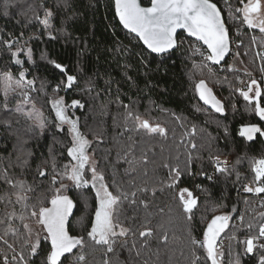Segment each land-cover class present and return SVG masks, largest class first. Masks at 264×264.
<instances>
[{"label": "snow or ice", "instance_id": "obj_1", "mask_svg": "<svg viewBox=\"0 0 264 264\" xmlns=\"http://www.w3.org/2000/svg\"><path fill=\"white\" fill-rule=\"evenodd\" d=\"M239 4L241 6L234 7L231 0H224L221 7L218 6L219 0H149L148 5L145 6L142 0H114L115 14L123 29H126L127 34L134 40L142 42L143 48L141 52L136 53L122 42H116L111 52L113 59L119 57L127 60L135 55L139 58L141 66L147 67L144 49L148 54L165 56L180 49L187 39L194 38L195 42L190 43L188 47L193 56L198 55L202 58V63L194 64V67L203 72V69L208 67L205 62L221 65L225 57L232 52L229 20L233 21L234 25L237 23L245 25L250 30L258 29L264 34V0H239ZM5 6L7 8L8 0H5ZM40 7L44 9L43 18L30 6L32 11L30 19L38 21L47 32L48 38L55 40L56 36L51 31L55 13L43 3ZM71 8L72 0H58V11L69 12ZM3 15L8 16V11L5 10ZM72 19L73 16L68 15L64 23ZM59 31H63L66 36L70 35L66 29ZM181 32L185 34L184 38H181ZM23 35L22 32L19 36H13L12 33L0 34V46H2L0 56L7 53L11 64L20 66V70L15 74L10 70L0 71V80L3 83V88L0 89L3 93L0 111L6 114V118L0 120V124L11 128L14 122L20 124L23 121L27 125V131L43 136L49 128L50 121L42 110L36 108L32 93L44 91L46 82L41 81L37 89L36 78H28L29 70L23 65L25 63L35 65L36 61L32 48L26 47L27 41L21 45ZM252 40L255 42L256 37L253 36ZM242 44L243 41H240L236 47L239 48ZM233 55L239 57L241 53L236 51ZM25 56L26 59L22 58ZM41 59H48V57L42 54ZM97 59L99 60V57ZM48 62L61 73H67V68L61 63L55 60ZM123 67L127 69L130 65L125 63ZM226 70L234 73L239 71L234 65H228ZM260 71L264 72V65L261 66ZM208 73L216 76V71L212 67H208ZM79 74L81 80H78L77 75L66 74L65 80L53 89L57 95L50 101L51 109L54 111V127L69 137V145L65 146V152L57 154L53 147H49L48 159L36 166L31 182L26 178L31 171L33 159L31 151L19 149L15 160L9 158V164L0 168V185H2L0 203L3 204V209L0 210V264H87L85 249L89 247L88 242H91L93 250L97 246L103 248L105 255H116L119 248L127 250L129 254L134 253L135 257L139 258L144 250L150 249L153 239H159L161 244H167L169 240L166 232H162L157 237L156 230L150 226L140 228L126 226L128 219L133 222L136 220L135 216L128 217L126 210L135 211L137 208H143L147 212L151 204L149 196L154 198L158 191L163 192L165 188L174 189L183 175H193L190 171L191 164L194 159H199L198 156L193 155V150L197 148V144L192 139L197 133L196 125L192 124L185 129L184 117L172 114L179 127L185 131L177 138L175 130H172V139L177 151L174 159L177 163L165 162L162 165L167 169L168 182H161L159 188L149 186L146 182L138 184L134 174L139 166H143L142 175L144 177L149 175L147 165L152 161L149 160L148 154L153 149L141 147L140 155L137 157L138 141L131 134L143 133L145 137H163L167 140L169 129L160 123L153 124L143 119L132 105L119 102V95H117V101L124 109L122 122L119 125L124 131L120 135L129 133L130 141L124 149V159L130 165L129 169H125V175H132V178L126 182V186L125 182H118L117 172L113 167L111 183H109L106 181L104 171L99 167V162L94 159V153L89 151L92 141L81 130V118L71 112L72 109H83L85 105L78 99L67 104L64 98L58 95L61 89H73L74 85L78 87L81 81L84 84L83 91L91 93L96 89L98 73L87 76L81 68ZM124 75L128 80L132 79L127 72ZM145 75L148 73L146 72ZM247 75L251 76V73ZM227 81V76L223 78V81L217 80V82ZM108 83L110 81H106V84ZM239 83L243 85L244 80L239 79ZM195 91L204 105L209 106L215 113L227 115L225 103L217 98L206 80L200 79L195 84ZM234 91L238 92L248 105H252L245 110L254 112L259 120L264 122V106L260 103L262 92L257 80L251 79L246 85V90L241 87ZM14 98L16 99L13 103ZM232 107L235 110V105ZM196 110L206 111L200 107ZM113 119L115 122L116 118ZM227 131L225 127V133ZM239 135L249 142H257L259 137H264V127L256 123L244 124L240 128ZM53 139L54 142H58L55 141V137ZM97 141L102 142L99 138ZM181 148L184 149L183 153L180 152ZM58 155L67 162L58 159ZM117 155L119 157V153ZM181 155L185 157L183 167L179 163ZM244 159V157H237L235 163L230 165L228 161H221L219 156H215L213 157L215 172L225 178L234 177L239 183L242 177L237 170V165H240ZM249 165L253 174L251 183H243L241 186L245 193L259 197L264 194V156L258 159L250 158ZM15 169L20 170L18 174ZM199 175L205 176L210 181L214 180V176L204 171H201ZM197 187L200 186L197 185ZM89 188L94 190L95 208L90 230L86 231V240L84 235H73L71 232L70 218L73 217V209L77 205L68 192L72 189L80 190L78 195L84 200L86 206L87 196L83 190ZM201 190L207 191L203 188ZM176 198L180 202L186 222L185 227L188 230L189 264H208L209 261L210 264H220L223 256L222 241L224 239L237 241L236 231L241 228H246L248 231L243 241V255H255L259 250L261 254L257 264H264V211L257 213L247 223H245V216L239 214L238 223L232 226L234 230L226 237L223 234L229 229L233 216L231 214L215 215L210 222L206 223L202 232L203 238L197 239L192 235L195 230L192 221L195 215L194 210L198 207V197L194 196L188 188H182L176 194ZM244 203L247 205L248 201L245 200ZM220 207L223 206L220 205ZM260 207L264 208V199L260 201ZM212 210L215 211L216 207ZM160 211L162 213L163 209ZM236 212V207H233L232 213ZM148 215L151 216V213ZM147 223L149 222L146 220L145 224ZM33 224L39 225V229H35ZM157 228L164 229L165 222L158 220ZM200 250H203V259ZM153 255L159 260V248L153 252ZM181 255L184 253L182 252ZM241 256V253H236L232 264H242ZM104 264H111V260L106 259ZM144 264H148V260H145Z\"/></svg>", "mask_w": 264, "mask_h": 264}, {"label": "trees", "instance_id": "obj_2", "mask_svg": "<svg viewBox=\"0 0 264 264\" xmlns=\"http://www.w3.org/2000/svg\"><path fill=\"white\" fill-rule=\"evenodd\" d=\"M142 2L144 5H148L147 0H142ZM231 2L234 7L241 6L239 0H231ZM42 3L55 13L51 29L56 36L55 40L48 38L47 32L38 21L30 19L32 17L30 6L43 18L44 9L40 7ZM57 3L58 0H8L6 8L5 0H0V34L12 33L13 36H19L21 32L24 34L21 45L27 41L26 47L32 48L36 64L25 63L23 67L29 70V79L36 78L37 89H39L41 81L46 82L45 90L33 92L32 96L36 108L42 110L50 121L49 128L43 136L27 131V125L23 121L20 124L14 122L11 128L0 124V168L9 164V158L15 160L19 149L31 151L33 153L31 171L26 177L31 182L36 166L48 159L49 147H53L57 154L65 152V146L69 145V137L54 127V111L51 109L50 101L57 95L53 89L65 80L66 74L77 75L78 80H81L79 74L81 68L87 76L98 73L96 89L91 93L83 91L84 84L81 81L78 87L74 85L73 89H61L58 95L62 96L67 104L78 99L85 105L83 109H72L71 112L81 118V130L92 141L89 151L94 153L99 167L104 171L107 182L111 183L113 167L116 169L118 182L123 181L126 186V182L132 178V175H125V169H129L130 165L124 159V149L130 141L128 140L129 133L125 132L123 136L120 135L124 131L119 126L122 122L124 109L119 105L117 95H119V102L124 105H132L143 119H147L153 124L160 123L169 129L167 140L163 137H145L143 133L131 134L138 141L137 157L140 155L141 147L153 149L148 154L149 160L152 161L147 165L149 175L147 177L142 175L143 166H139L134 174L138 184L146 182L149 186L159 188L161 182L167 183V169L162 165L165 162L177 163L174 159L177 151L172 139V130H175L176 136L179 138L192 124L197 127V133L192 139L197 144L193 155L198 156L199 159H194L191 164L190 171L193 175H183L174 189L165 188L163 192L158 191L154 198L149 196L151 204L147 212L143 208H137L135 211L126 210L128 217H136L134 222L128 219L126 226L153 227L157 237L162 232H166L169 236L167 244H161L159 239H153L150 249L144 250L141 257L137 258L134 253L129 254L127 250L119 248L116 255H105L103 248L97 246L93 250L91 242H88L89 247L85 249L87 264H104L106 259H110L111 264H144L145 260H148V264H189L187 259L188 230L185 227L186 222L180 202L176 198V194L182 188H188L198 197L199 203L194 210L195 215L192 221L195 225L192 235L197 239L203 238L202 232L206 223L210 222L215 215L231 214L233 216L229 229L223 234L226 237L234 230L232 226L238 223L239 214L245 216V223H247L257 213L264 211V208L255 207V196L248 197L241 186L243 183H251L253 174L249 159L252 157L258 159L264 156V137H259L257 142H249L239 135L240 128L244 124L256 123L264 127V122H261L254 112L245 110L251 108L252 105H248L243 97L234 91L241 86L239 79L244 82L255 79L260 85L262 92L260 103L261 106H264V72L260 71L261 66L264 65V59H262L264 57V43H262L264 34L260 33L258 29L250 30L245 25L238 23L234 25L233 21L229 20V33L232 42L243 41L239 48H235V52L239 51L241 55L236 57L232 53V56L220 66L210 63L216 71V76L209 75L208 67H205L203 72L194 67V62L195 65L201 63L199 56H193L188 47L190 43L195 42L192 39H187L180 49L165 56L148 54L144 49L147 67H143L135 55L127 60L119 57L113 59L111 52L116 42H122L136 53L141 52L143 48L142 43L128 35L119 23L115 14L114 0H72V8L69 12L58 11ZM223 4L224 0H219L218 6L223 7ZM5 10L8 11V16L3 15ZM25 13L26 15H24ZM68 15H72L73 19L64 23ZM61 29H66L70 35L66 36L63 31H59ZM184 35L180 33L181 38H184ZM235 36L236 38H234ZM253 36L256 37L255 42L252 40ZM0 50H2V46H0ZM42 54L46 55L48 59H41ZM22 58L26 59V56ZM49 60H55L64 65L67 68V73H61L48 62ZM125 63L130 67L124 68ZM228 65H234L239 71L235 73L227 71ZM220 68L222 72L219 71ZM5 70H10L14 74L20 70V66L11 64L7 53L0 56V71ZM125 72L132 78L131 80L125 77ZM146 72L148 75H145ZM247 73H251V76ZM225 76L228 77L227 82H217V80L223 81ZM200 79L206 80L217 98L225 103L226 116L215 113L199 99L195 91V84ZM106 81H110V83L106 84ZM2 88L3 83L0 80V89ZM2 98L3 93L0 91V100ZM232 105H235V110ZM197 107L206 109V111H197ZM173 113L184 117L185 129L179 127ZM114 117L116 118L115 122ZM5 118L6 114L0 111V120ZM225 127L228 129L227 133H225ZM53 137L58 142H54ZM97 138L102 142H98ZM183 151L184 149L181 148L180 152L183 153ZM215 156L232 157L233 164L237 157H244L243 162L237 165V170L242 177L241 182L237 183L234 177L225 178L219 173L213 181L199 175L201 171L210 175L213 167L212 158ZM58 159L63 160V157L58 155ZM184 159V155H181L179 162L181 167H183ZM63 162L66 163L67 160H63ZM19 171V169H15L17 174ZM201 188L207 191H202ZM79 191L72 189L68 192L77 205L73 209V217L70 218L71 232L73 235H84L87 240L86 231L90 230L89 226L95 208L94 190L90 188L83 190L87 196L86 206L84 200L78 195ZM245 200L248 201L247 205L244 203ZM213 207H216L215 211L212 210ZM233 207H236V213H232ZM2 209L3 204L0 203V210ZM160 209H163L162 213ZM148 213H151V216ZM146 220L149 223L145 224ZM158 220L165 222L164 229L157 228ZM247 235V229L241 228L236 231L237 241L227 239L222 241L223 256L220 264H232L233 256L236 253L242 254V264H257L261 254L259 250L255 255H243V241ZM157 248H159V260L153 255ZM182 252L184 255H181ZM200 253L203 259V250H200Z\"/></svg>", "mask_w": 264, "mask_h": 264}, {"label": "built area", "instance_id": "obj_3", "mask_svg": "<svg viewBox=\"0 0 264 264\" xmlns=\"http://www.w3.org/2000/svg\"><path fill=\"white\" fill-rule=\"evenodd\" d=\"M237 42V41H236ZM236 42L234 41V42H232V50H233V48L236 46ZM238 43V42H237ZM199 62L200 63H202V58L199 56ZM205 63H207V65H208V67H212V65L210 64V62H205ZM218 66V65H217ZM213 68V67H212ZM214 69V68H213ZM220 72H222V69L220 68V70H219ZM249 83V82H248ZM248 83H244L243 85H241V87H244L245 88V90H246V85L248 84ZM240 87V88H241ZM263 91H264V86H263ZM220 160L221 161H228V163L231 165V164H233V159L231 158V157H223V158H220ZM212 162H213V168H212V170H211V173H210V175L211 176H216L218 173H216L215 172V164H214V161H213V158H212ZM244 192V191H243ZM245 193V192H244ZM245 194H248V197L249 196H255L254 194H251V193H245ZM262 199H264V194H261V196H255V200H254V205H255V207H260V201L262 200Z\"/></svg>", "mask_w": 264, "mask_h": 264}, {"label": "rangeland", "instance_id": "obj_4", "mask_svg": "<svg viewBox=\"0 0 264 264\" xmlns=\"http://www.w3.org/2000/svg\"><path fill=\"white\" fill-rule=\"evenodd\" d=\"M234 38H236V36L234 37ZM236 42V41H235ZM238 42V41H237ZM236 42V45L237 44H239V43H237ZM236 48V46L233 48V52L232 53H234L235 52V49ZM232 56V55H231ZM194 64H195V62H194ZM249 81H245L244 83H248ZM241 87V86H240ZM220 158H223V157H221V156H219ZM229 157V156H228ZM232 158V157H231ZM94 159H95V157H94ZM233 159V158H232ZM96 160V159H95ZM212 166H213V162H212ZM213 168V167H212ZM191 191V190H190ZM192 192V191H191ZM193 193V192H192ZM193 195L195 196V193H193ZM33 227L35 228V229H39V225H35V224H33Z\"/></svg>", "mask_w": 264, "mask_h": 264}, {"label": "water", "instance_id": "obj_5", "mask_svg": "<svg viewBox=\"0 0 264 264\" xmlns=\"http://www.w3.org/2000/svg\"><path fill=\"white\" fill-rule=\"evenodd\" d=\"M148 1V3H149V0H147ZM143 3V2H142ZM146 6V5H145ZM118 18V17H117ZM118 21H119V19H118ZM120 23V22H119ZM122 26V25H121ZM123 27V26H122ZM124 30H126V29H124ZM127 31V30H126ZM181 33H183V32H181ZM184 34V33H183ZM192 40H194V38H192ZM142 43V42H141ZM175 51V50H174ZM173 51V52H174ZM231 54H232V52H230L229 53V55L227 56V57H225V61H222L221 62V65H223L230 57H231ZM153 55H156V54H153ZM167 55V54H166ZM156 56H158V55H156ZM218 66H220V65H218Z\"/></svg>", "mask_w": 264, "mask_h": 264}]
</instances>
